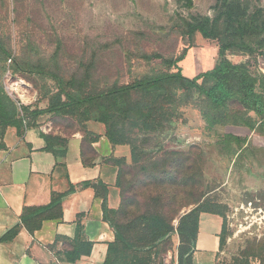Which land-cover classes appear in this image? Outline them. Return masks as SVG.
<instances>
[{"label": "rangeland", "instance_id": "1", "mask_svg": "<svg viewBox=\"0 0 264 264\" xmlns=\"http://www.w3.org/2000/svg\"><path fill=\"white\" fill-rule=\"evenodd\" d=\"M216 1L193 0L188 7L187 0H0V37L20 62L42 63L66 80L83 79L90 73L88 88L92 90L128 83L151 69L176 71L168 60L182 55L178 67L194 77L216 66L219 44L199 32L192 37L183 34V21L193 15H212ZM252 2L264 7V0ZM155 54L159 56L153 60L145 58ZM228 58L239 63L248 56L228 53ZM8 64L11 62L7 61L1 74L7 93L18 105L43 111L28 124L62 138L84 129L85 108L76 115L46 111L58 91L54 77L36 71L14 72ZM253 69L264 73V55H258ZM237 109L211 110L197 100L176 108L173 124L165 131L132 135L138 139L135 146L146 153L163 156L166 151H184L191 146L200 149L201 189H207L210 203L225 213L222 259L262 264L253 251L264 244V126L254 112L246 114L240 124L221 122L212 127L204 114L208 111L222 119V112L232 115ZM250 120L254 127L247 124ZM229 133L240 138L239 142L231 140V148L222 143ZM145 155L144 159L150 157ZM133 168L137 172V166ZM192 206L183 208L180 215ZM177 223L178 217L174 219ZM170 239V249L153 254L151 264H178L180 236L172 233Z\"/></svg>", "mask_w": 264, "mask_h": 264}, {"label": "trees", "instance_id": "2", "mask_svg": "<svg viewBox=\"0 0 264 264\" xmlns=\"http://www.w3.org/2000/svg\"><path fill=\"white\" fill-rule=\"evenodd\" d=\"M192 5L193 0H187V6ZM212 9V15H193L184 20L183 34L192 37L199 32L204 38L218 42L220 59L214 68L194 77L187 76L178 67V62L185 57L182 55L168 60L170 66L177 68L176 71L151 69L128 83L115 82L98 90L88 88L90 73L83 79L66 80L42 63L18 61L0 37V140L8 127H16L21 135L24 125L25 129L33 126L28 123L43 112L30 111V107L18 105L5 90L1 74L10 61L8 66L14 72L36 71L57 80L58 91L50 98L47 112L76 115L85 108L89 115L82 113L84 129L88 121L101 122L113 144H126L131 148L130 160L126 157L110 159L119 166L120 207L109 209L106 188L102 192L104 218L115 231V240L109 244L105 264H151L153 254L170 249L172 233H178L181 241L178 264H184L185 258L186 264H192V249L202 212L219 214L224 218V235L225 213L217 209L219 205L210 203L208 190L201 189L204 181L203 152L191 146L189 150L166 151L163 156L146 153L135 146L138 139L132 135L165 131L173 124L176 108L196 104L197 100L198 104L202 101L211 110L228 111L230 106L238 107L232 115L222 112V119L204 111L211 127L221 122L240 124L250 112H254L264 126V73L253 69L258 55H264V7L253 4L252 0H217ZM228 53L243 54L248 59L235 63L228 58ZM158 56L145 55V58L153 60ZM92 108L95 110L93 114ZM247 124L254 127L251 120ZM42 136L47 149L58 147L65 153L64 138L46 133ZM225 137L228 140L224 139L222 143L228 148H231L232 139L240 140L231 134ZM144 154L150 156L149 159H144ZM134 166L138 168L135 173ZM63 198L64 194L53 192L49 205L25 207L22 224L34 232L44 220L61 218ZM191 205L180 215L183 208ZM176 217L177 225L174 224ZM20 227L12 228L2 240L14 239ZM76 243L72 249L64 251L69 262H75L91 251V244L79 247ZM56 246L57 240L50 246L52 251ZM253 252L264 264V244ZM234 263L241 264L238 260Z\"/></svg>", "mask_w": 264, "mask_h": 264}, {"label": "crops", "instance_id": "3", "mask_svg": "<svg viewBox=\"0 0 264 264\" xmlns=\"http://www.w3.org/2000/svg\"><path fill=\"white\" fill-rule=\"evenodd\" d=\"M42 133H47L44 127H27L21 135L9 127L0 140V264H105L115 231L104 218L102 192L106 188L109 209L120 207L119 166L110 159L130 160L131 148L113 144L106 126L96 121L63 136L65 153L47 149ZM53 192L64 194L62 217L46 219L30 232L21 221L24 208L49 205ZM17 225L16 237L2 240ZM223 230L221 215L200 214L192 264H235L222 259ZM75 242L91 244V251L69 262L64 251Z\"/></svg>", "mask_w": 264, "mask_h": 264}, {"label": "bare ground", "instance_id": "4", "mask_svg": "<svg viewBox=\"0 0 264 264\" xmlns=\"http://www.w3.org/2000/svg\"><path fill=\"white\" fill-rule=\"evenodd\" d=\"M21 97L24 99V100H27V97L25 94H22Z\"/></svg>", "mask_w": 264, "mask_h": 264}, {"label": "water", "instance_id": "5", "mask_svg": "<svg viewBox=\"0 0 264 264\" xmlns=\"http://www.w3.org/2000/svg\"><path fill=\"white\" fill-rule=\"evenodd\" d=\"M184 214V213H183ZM186 264V263H185Z\"/></svg>", "mask_w": 264, "mask_h": 264}, {"label": "built area", "instance_id": "6", "mask_svg": "<svg viewBox=\"0 0 264 264\" xmlns=\"http://www.w3.org/2000/svg\"><path fill=\"white\" fill-rule=\"evenodd\" d=\"M26 122V121H25Z\"/></svg>", "mask_w": 264, "mask_h": 264}]
</instances>
